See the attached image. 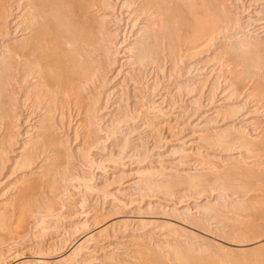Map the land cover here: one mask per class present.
<instances>
[{
    "label": "bare ground",
    "instance_id": "1",
    "mask_svg": "<svg viewBox=\"0 0 264 264\" xmlns=\"http://www.w3.org/2000/svg\"><path fill=\"white\" fill-rule=\"evenodd\" d=\"M28 1L21 12L16 8L19 2L12 5L15 11L11 14L0 9V264H153L158 255L150 256L153 263L147 258L149 254L145 258L140 255L144 236L137 233L138 224L158 218L154 215L161 214L160 211L183 216L186 210L179 204L168 207L164 201L157 205L142 197L136 200L141 180L138 176L136 180H124L123 164L116 158L122 155L119 153L122 146L97 148L110 142L129 143V138L137 145L140 137H132L137 136V129L144 128L149 131L150 141L155 138L154 133H160L161 136L156 134L160 137L158 141L168 142L177 134L174 143L185 159L199 156V160L205 153L230 154L206 149L204 145L212 132L215 133L214 128L225 122L217 117L228 108V99L232 96L228 95L227 99L224 93L215 92V96L205 93L199 102L187 95L183 104L171 105V93L180 91L179 84L169 81L173 64L163 66L160 76L154 65L149 64L157 61V42L166 49L162 58L170 60L171 57L173 24L169 18L173 8L169 0ZM156 6L160 9L156 10ZM224 24L211 21L206 31L199 29L186 38L187 42L182 40L187 48L178 49V54L195 55L186 66L188 71L189 67L193 69L197 82L207 81L208 73L203 68L206 65L201 66L204 63L201 64L200 58L205 54L197 53L210 44L215 32L229 25L228 21ZM262 29L260 26L258 32ZM229 35L220 38L222 44H228ZM142 74L147 76L148 83L140 80ZM236 83L229 92L239 91L238 98L243 104L246 95L240 91L245 90V85L242 81V86ZM196 101V106L191 107ZM142 112L152 114L141 120ZM234 115L227 121L232 122L229 144L236 145L231 148H235L231 154L237 159L251 141L246 128L264 121L257 119L259 114L254 107ZM139 121L142 123L138 124ZM115 131L117 134L113 136ZM118 135L122 138L117 139ZM157 143L153 141L147 153ZM134 151L133 148L125 157L136 155ZM83 161L98 167L95 176L88 173ZM153 167L147 171L153 174L163 170L158 164ZM195 168L183 163L177 167L184 173H192ZM105 177H110V183H115L117 188H109L111 184ZM103 182H108L106 189L99 186ZM145 185L142 193L147 190ZM63 194L69 195L68 207L63 204L65 199L59 202ZM56 203L61 204H58L59 210L55 208ZM95 206L97 213L93 211ZM65 207L69 208L68 212ZM162 231H157L156 244L166 251L171 238ZM254 232H250V239L249 234L239 232L242 240L236 246L260 245L249 250L254 253L250 258L247 256L249 259L243 258L237 264H264V244ZM99 242H102L100 248ZM199 262L196 264H202Z\"/></svg>",
    "mask_w": 264,
    "mask_h": 264
},
{
    "label": "rangeland",
    "instance_id": "2",
    "mask_svg": "<svg viewBox=\"0 0 264 264\" xmlns=\"http://www.w3.org/2000/svg\"><path fill=\"white\" fill-rule=\"evenodd\" d=\"M27 1L0 0V9L4 8L9 14H11L15 11V9H13L15 8V5L14 7H12V5L15 4V2H19V6L17 5L16 8L18 9V12H21V10L23 11V9L21 8ZM31 1L32 0H29L28 2L30 3ZM263 2L264 0H169V3H171V10L173 8L170 13L172 17L169 18L171 22L170 24H173V26H171L173 27V29L171 28V34L173 35L170 36L171 45L169 46L171 47L170 60L168 57L162 58L166 54V49L163 48V50L162 44L160 42H157V61L152 62L151 60H149L151 61L150 63L149 61H147L149 64L154 65V69L158 76L163 73V70L167 65H171V63L173 64V66L171 65L172 67L169 65L170 71H172V74L170 73L169 75V77L171 76V78H169V81L175 84H179V87L177 89L180 90H177L179 92L175 91L174 93H171L172 96L170 97V102L173 106H175L176 104H183V101L185 100L184 98L188 96H194L200 102L205 98V93H207L209 96H213V94L215 96L217 94L224 93L227 99L228 95L232 96L228 99V108L231 110L229 111L227 110V108L226 110H223L217 117L218 120L225 119V122L215 127L213 130L215 131V133L212 132V135L210 134L211 137H209L205 141L206 144L204 143V147L206 149L210 148L209 150L213 149V151L218 152L223 150L225 152H230V154L219 155L216 153H205V157H201L203 155L200 156L202 160H198L199 156L190 157L192 159H185L179 152V146L174 143L177 134L172 136L170 138L171 140L168 142L165 140L158 141L160 137H156L157 133H154V139L156 140H152L154 142H158L159 144H156L157 148L155 147L154 150L152 149L151 153H147L148 148L153 143V141H150L148 137L149 131L144 128L137 129V136L132 137V139H136V137L138 138V136L140 137L139 143H137L138 146L136 145V143L131 142L132 140L131 138H129L131 140H128L129 143H127L126 141L125 144L123 141V143L110 142L105 143V145L103 146L99 145L97 148L99 150H104L107 147H113L112 144H118L116 147L122 146L120 147V149L118 148L119 153H122V155L120 154L119 157L118 154L116 158L118 162H121L123 164L122 166L124 169L122 173L126 176L124 177V180H136L135 176H138L139 180H141L137 185L138 187L141 185L139 187L141 191L137 187V195L134 194V196L136 195V198L138 197L136 200L140 201L143 198L142 200H147L150 201L151 204L157 205L162 204L164 201L168 204V207H174L179 204L182 209L186 210V215H178L179 217L174 215L173 213L163 214L160 211L161 214H159V212L155 213V215L153 214L158 218H155L152 221L150 220V224L148 222V224L146 222L138 224L139 226H137L138 229L136 228V231L138 234L142 235V237L144 236V247L139 250L140 255L141 257L144 255L142 258H145V256L149 254L147 258L149 260L151 259L150 261H152V258L150 256L153 255L152 257H155V255H158V258L155 257V264H196V262L199 261V263L202 262V264H237L238 262L242 263L243 258H246L247 256H249L250 258L251 254H254L249 250H252V247L255 248L254 246H259L260 244L250 245L249 247L236 246V244L242 240L239 232H245L249 234L250 236H247L250 239L252 237V234L250 232H254L256 230L254 232V235L257 232L256 235H259V240L262 239L263 242L260 243L264 244V235H262L264 234V124L258 122V125L254 123L252 126L246 128V132L248 133H246V135L249 136L248 138L251 137V141H248L249 143L246 144L247 147L245 145L247 149H243V155L241 157H238L239 159H236V155L231 154V152L235 150V148L233 150L231 148L235 147L236 145H233L232 147L231 143L229 144L233 132V129L229 125H231L232 122L227 121L228 118V120H231L233 117H235L234 114L250 107L256 108L257 115L259 114L257 119L259 118L258 120L264 121V29H262L263 32H258L260 26L264 28V26H262L264 25ZM29 7L32 6H30L29 4ZM36 9L37 7H35V10ZM155 9L159 10L160 7L156 6ZM242 12L243 14H241ZM255 13L258 15H256ZM211 17L213 18V20ZM211 21L215 22V24L217 25H223L224 22V25H227L228 21L229 28L226 27L225 29H223L224 31L219 30L218 32H215V35H212V43L210 42V44H206L207 46L205 45L206 47L203 48V52L201 51V53H197V55H200L202 53L205 54L200 58L201 64L204 63L201 66L206 65V68H203L205 69L206 73L208 72L207 76H211L210 78L206 76L207 79L205 80L207 81H201V84V82H197V80L195 79L196 75L193 69L189 67L190 70L188 71V67L186 66L189 61L194 60L193 58H196L195 55L193 54V56L191 54H186V56H179L178 53L187 48L186 38L192 35L194 31L197 32L199 29L204 28V30L206 31V28L210 25ZM231 32L233 33L231 34ZM227 34H230L227 42L229 45H224L220 40L222 39V36ZM254 34L255 36H253ZM182 40L186 42H184L183 44ZM157 45L160 49L157 48ZM218 50L223 51V53L217 52ZM171 51L173 54L171 53ZM162 52L164 53L161 54ZM173 56H175L174 59H176L174 61ZM177 56H179L180 58L178 59ZM206 69L209 70L207 71ZM209 72L210 75H208ZM213 78L215 80L217 78V80L215 81ZM140 80H142V82L144 83L145 81L146 83L149 82L145 74H142L140 76ZM234 81L239 82L238 84L240 86H242V84L240 83V81H242V83L245 85V87L243 86L245 90L240 91L241 93L243 92V96L246 95V99L243 104L240 103V97L238 98L239 91L238 93L237 91L233 92L234 95L233 93L231 94V90L237 85V83ZM198 84L201 85L199 86ZM211 84L214 85V87L211 86ZM155 87L157 88L158 84H156ZM206 89H209V92H206ZM215 92L217 94H215ZM199 93H201V95ZM196 95L199 97L201 96L202 98H199ZM198 101H196L195 105L192 104L191 107L196 106ZM231 103L232 106H230ZM234 105L236 106V110H238V108L240 110L236 111ZM242 105L243 107L247 105L249 106L244 107L243 109ZM240 106L242 108H240ZM193 109L194 108H192V110ZM232 110H234V112ZM231 112L234 114H231ZM147 113L148 112H142L139 118H141V120H144L147 115L149 116L150 114H152ZM140 123H142V121H139L138 124ZM255 125L257 127H255ZM251 131L254 132L253 135H250L252 134ZM255 132H258V134ZM116 134L117 132L115 131L113 133V136H116ZM157 135L161 136L160 133ZM254 136L257 138L255 139L256 141L253 140V138H255ZM118 138L122 137H119L118 135L117 139ZM252 140L255 144H253ZM225 143H227L228 146H225ZM249 144L252 145L251 148L248 146ZM132 147L134 148V153L136 155L132 157L129 156L130 158L127 157V159L125 157V154L132 153ZM243 157H246L247 159L245 160ZM187 159L190 160L188 161ZM241 161H245V163ZM83 162H85L83 163V166L87 169V171H89L88 173H92L93 176H95L98 167L89 161ZM237 162L239 163V165L237 164ZM181 163L189 166L190 168H196L194 169V172L193 170L191 171L192 173H184V171L177 169L179 165L181 166ZM156 164L161 167H159L161 170L163 168L162 172L152 174L151 172L147 171L148 168L155 169V167L153 166ZM164 170L165 172H163ZM181 174L183 176H181ZM113 175L117 174L115 173ZM105 180H108L109 184H111L110 186L108 185L109 188H117L115 187L116 185H113L115 183H110V177H105ZM107 184L103 182L100 183L99 186H104V188H107ZM144 185L145 187H147V190H144L145 194L142 193ZM62 196L63 198L60 197V200H62L59 202L61 203L65 199V202H63V204L68 207L69 195L66 196L63 194ZM159 201L162 203H158ZM60 203L58 204L61 206ZM58 204L56 203L57 206L55 205V208L57 210L60 209V206ZM97 208L98 207L95 206V208L93 209L95 213L98 212ZM66 209L69 211V208L65 207V210ZM67 210L66 212H68ZM260 229L263 233H261ZM161 230H163L162 232L166 236L171 238L170 240H168L170 244L169 248L166 249V251L162 246L156 244L157 231ZM245 233L244 235H246ZM247 236H245V238L248 239ZM101 246L102 242H99L98 247L100 248ZM243 253H245L246 255H243ZM257 253L259 254V250L257 251ZM249 258L247 257V259Z\"/></svg>",
    "mask_w": 264,
    "mask_h": 264
}]
</instances>
